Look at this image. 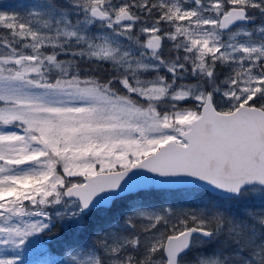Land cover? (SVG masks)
I'll return each instance as SVG.
<instances>
[{"label":"snow or ice","instance_id":"6c2138e0","mask_svg":"<svg viewBox=\"0 0 264 264\" xmlns=\"http://www.w3.org/2000/svg\"><path fill=\"white\" fill-rule=\"evenodd\" d=\"M22 7L0 3V264H264V0Z\"/></svg>","mask_w":264,"mask_h":264},{"label":"rangeland","instance_id":"374dc122","mask_svg":"<svg viewBox=\"0 0 264 264\" xmlns=\"http://www.w3.org/2000/svg\"><path fill=\"white\" fill-rule=\"evenodd\" d=\"M33 2V0H0V3L6 4V5H12L15 6V8H17L20 11H24V8L22 7L23 5H30ZM8 11H12L13 8H8ZM192 83H194L195 81H191ZM172 203V200L170 201ZM173 204V203H172ZM177 209L183 208L184 211H189V210H195L194 207H192L191 205L188 208H184V206L181 204H178L177 202H175L173 204ZM256 210H259V207H256ZM103 216V215H100ZM47 247V245H46ZM41 255L39 252H34L31 254H27L25 256L22 257V261H32V262H36V260L38 259L37 257Z\"/></svg>","mask_w":264,"mask_h":264},{"label":"trees","instance_id":"16d2710c","mask_svg":"<svg viewBox=\"0 0 264 264\" xmlns=\"http://www.w3.org/2000/svg\"><path fill=\"white\" fill-rule=\"evenodd\" d=\"M84 67H88L87 65H84ZM109 68L108 65H105L104 66V69L107 70ZM101 75H103V70H99ZM165 198L164 197H152V198H149L148 202L149 203H159L160 201H163ZM175 202H177L178 204H182L184 206V208H188L191 204L189 203H185V202H182V201H179V200H172V203L174 204ZM104 215V214H103ZM38 259L36 260V264H39V262L43 261L45 259V256L44 255H39L37 257Z\"/></svg>","mask_w":264,"mask_h":264}]
</instances>
